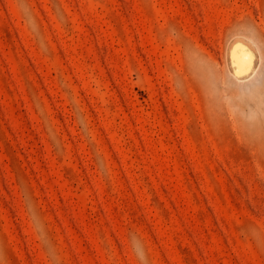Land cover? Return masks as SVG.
Wrapping results in <instances>:
<instances>
[{
  "label": "rangeland",
  "instance_id": "374dc122",
  "mask_svg": "<svg viewBox=\"0 0 264 264\" xmlns=\"http://www.w3.org/2000/svg\"><path fill=\"white\" fill-rule=\"evenodd\" d=\"M0 264H264V0H0Z\"/></svg>",
  "mask_w": 264,
  "mask_h": 264
},
{
  "label": "bare ground",
  "instance_id": "6f19581e",
  "mask_svg": "<svg viewBox=\"0 0 264 264\" xmlns=\"http://www.w3.org/2000/svg\"><path fill=\"white\" fill-rule=\"evenodd\" d=\"M256 62V48L247 39L240 37L234 41L230 55V70L242 79L253 73Z\"/></svg>",
  "mask_w": 264,
  "mask_h": 264
}]
</instances>
